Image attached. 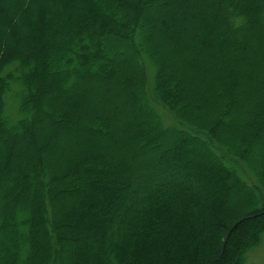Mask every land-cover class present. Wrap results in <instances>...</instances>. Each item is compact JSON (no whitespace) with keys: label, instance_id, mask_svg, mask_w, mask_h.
I'll list each match as a JSON object with an SVG mask.
<instances>
[{"label":"trees","instance_id":"obj_1","mask_svg":"<svg viewBox=\"0 0 264 264\" xmlns=\"http://www.w3.org/2000/svg\"><path fill=\"white\" fill-rule=\"evenodd\" d=\"M263 235L264 0H0V264H245Z\"/></svg>","mask_w":264,"mask_h":264},{"label":"rangeland","instance_id":"obj_2","mask_svg":"<svg viewBox=\"0 0 264 264\" xmlns=\"http://www.w3.org/2000/svg\"><path fill=\"white\" fill-rule=\"evenodd\" d=\"M155 19H158V15H154ZM160 33L165 32V26L163 24L159 25ZM192 56H186V58H191ZM187 185H190L189 178L186 180ZM130 201H139V198L134 194H130L128 198ZM245 264H264V235L261 237L260 242L257 247L249 250L246 255V262Z\"/></svg>","mask_w":264,"mask_h":264}]
</instances>
